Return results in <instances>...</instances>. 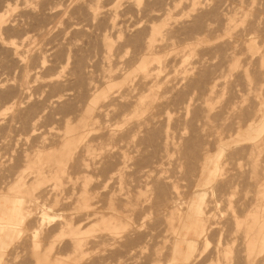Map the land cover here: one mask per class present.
<instances>
[{"label": "rangeland", "instance_id": "374dc122", "mask_svg": "<svg viewBox=\"0 0 264 264\" xmlns=\"http://www.w3.org/2000/svg\"><path fill=\"white\" fill-rule=\"evenodd\" d=\"M1 1L11 5L16 2L7 16L15 18L16 27L3 31L4 37L24 31L33 35L36 26L31 19L38 6L60 3L63 14L51 17L45 14L37 20L39 26L52 27L51 34L36 43L37 47L44 44L54 47L51 54H44L47 62L39 75L53 77L59 67L66 64L65 58H70L57 84L29 81L27 90L22 93L17 90L22 70L15 57L0 47V81L6 80L0 87V107L4 99H15L21 101L20 109H32L0 112V198L15 197L11 187L19 177L29 187L36 184L35 177L39 178L33 189L34 202H30L34 204L26 203L22 209L15 233L0 255V264H35L37 257L45 254L68 259L70 254L66 251H69L72 230L67 223L72 220L77 224L87 211L102 212L106 216L91 225L89 221L81 224L79 236L85 243L84 251L70 261L72 264H264V247L254 252L248 248L249 244L256 243L249 237L257 235L261 223L252 225L254 229L247 231L254 211L258 210L259 219L264 220V0H181L187 3L185 5L179 0H118L112 8V0H98L95 10H91L95 0ZM166 2L176 3L175 9L182 13L166 21L156 20L166 24L160 26V30L166 31L161 30L157 36L167 47L161 44L159 51L156 49L162 63H168L165 71L160 72L164 75L160 76L161 81L149 89L151 92L141 88V100L138 104L136 100L134 108L124 117L102 114L96 119L95 130L99 132H94L98 136L91 133L90 137L78 141L72 151L78 161L74 154L62 162L48 161L49 153L51 158L58 154L65 124L73 121L70 118L88 94L85 85L99 84L107 68L112 74L128 64L132 79L139 78L133 60L147 36L145 18H150L149 13L159 17L157 14L164 10L161 7L169 6ZM235 6H240L244 14L234 28L222 34L221 17L232 14ZM159 9L163 10L159 12ZM112 22L117 23L111 27ZM245 30L253 35L257 46L255 54L249 55L242 47ZM179 42H186V46ZM173 43L176 44L172 46ZM178 46H183L182 65L174 66L175 70L168 74L170 62L174 65L171 48ZM23 58L30 66L36 64V57L26 55ZM212 77L217 80L208 93L206 89ZM123 91L122 85L120 92ZM58 96L62 99L53 103ZM260 114L263 132L257 137L262 136L258 146L246 145L254 139L240 141L235 138L236 131L246 124L259 123L261 117L256 115ZM20 115L27 118V123L30 117L36 116L30 121L36 123L35 129L32 126L31 130ZM145 121H148L146 126ZM141 122L144 126L130 136L127 132L131 126ZM165 131L170 133L172 143L164 149L162 135ZM35 132L37 134L33 135ZM52 134L58 135L55 144L52 142L55 137L51 141ZM92 136L95 139L89 143L91 155L78 156L80 146ZM42 140L47 145H42L45 144ZM244 145L248 147L243 149ZM43 152L47 156L42 157L41 162ZM202 155H209L208 162L216 158V166H209V172L201 170ZM49 165H59L60 177L54 179L44 172ZM62 167L66 171H61ZM38 168L45 174L37 175ZM157 172L166 178L161 183L162 186L165 183L166 191L173 187L180 193L175 203L180 206L178 209L162 210L166 191L159 192L161 190L155 187L159 184L154 182L134 193L142 173ZM200 191H205L203 201L207 212L199 214L206 218L201 236L191 234L193 244H172L173 239L183 233V224L176 213L185 214L188 192L197 199ZM184 196H187L185 200ZM181 201L185 202L184 206ZM108 215L113 219L110 229L105 224ZM115 216L120 220L116 221ZM258 243L263 244V237ZM178 251L188 252V255H178Z\"/></svg>", "mask_w": 264, "mask_h": 264}, {"label": "bare ground", "instance_id": "6f19581e", "mask_svg": "<svg viewBox=\"0 0 264 264\" xmlns=\"http://www.w3.org/2000/svg\"><path fill=\"white\" fill-rule=\"evenodd\" d=\"M44 1L47 2L46 0H44ZM97 1L98 0H95L94 5L92 4L93 7L92 6L91 7L93 9H91V10H95L96 7H98L99 4H97ZM117 1L118 0H112L110 2L111 3V8H112V6H114L117 3ZM2 2L3 1H1V3ZM74 2H75V0H74ZM89 2H91V1H89ZM129 2H131V1H129ZM167 2L169 3V1H167ZM167 2H166V4H168ZM178 2H181V3L183 2L184 5L187 4V3H185L184 1H181V0H179ZM71 3H72V1H71ZM85 3H84V8L87 9V7H85L86 6ZM181 3H180V5H181ZM43 4L44 3H42V5H40V6H38L39 8L37 7L38 9L35 10V12L33 14V17L31 19L32 23H35V26H36V29H34L36 31H33L34 32L33 35L29 34L28 31H24L21 34L11 35L13 37H4L2 32L3 31L14 30L15 27H16L15 18H13V19H8L7 18L8 14L15 8L16 2H14L13 5H11V3H9V2H4V3H2L0 5V47H2L6 51H8L13 57H15L18 66L22 70V74H21V77H20L21 81H20V83L17 86V90L19 92H22V93H24L27 90V88L29 86L28 85L29 81H36V82L43 83V84H47L49 82H54L55 84H57V82H59L58 77L61 74L62 68L64 69V66L67 64L68 59L70 58V56L68 57L66 55L67 56L65 58V63L66 64L65 65L63 64L64 65L63 67L60 66L59 67L60 69L57 70V73L53 77H44L42 75H39V72H40L39 70L42 69L45 66V62H47V59H45L44 54L45 53L46 54L47 53L51 54L53 52V50H54V47L53 46H49L48 47V46H46V44L39 45L37 47V44H39V42L43 41L44 39L46 40L47 39L46 37H48L51 34V31H52V27L49 26V25L45 24L44 26H39L37 24V20H41L43 18V15H45V14H46V16L49 15L50 17L53 16V15L56 16V15L63 14V9H64L63 7H62L63 9L60 8V6H61L60 3H52V4L45 3L44 5ZM77 4H78V2H77ZM80 4H81V2H80ZM130 4H132V2ZM192 5H193V2H192ZM105 6H107V5H105ZM163 6H164V4H163ZM175 7H176V3H172L171 5H169L166 8L161 7L164 10L163 9H159V12H160V10L161 11L163 10L162 13H159L160 15L157 14L159 17L156 18L155 16H153V15H151L149 13V15H150L149 17L150 18L148 20H146V18H145V21H147V24H146L147 32H146V29H145V32L147 33V36L146 37L144 36L145 39L143 38L144 41H142L143 43H141L139 51L137 52V54H136V56L134 57V60H133L134 61L133 64L134 65L136 64V68H138L137 71H139L138 74H137L139 76V78L137 80L132 79L133 76L131 75V72L129 71V69H130L129 67L130 66L128 64L127 67H121L118 70V72H115V73H112V74L108 73V72H110V69L107 68L105 73L102 75V79L99 81L100 83L99 84L97 83L98 85L97 84H93L92 82L88 83V84L86 83L87 85H85V86H87L86 89H88V94L86 93L87 96L82 101L81 106L75 111V113H73V116L70 118L71 120L73 119V121L71 123H66L65 124V134L63 135L61 141L59 142L60 145H59V149H58L59 150L58 154L55 155V157L51 158L52 154L50 155V153L47 151V153H49V156L47 157L48 161H54L55 162V160H56V161H61L62 162V159L68 158L69 156L71 158V154H74L75 155L74 157L76 158L77 155L75 153H72L76 143L78 141H81L83 138L87 137L88 135H89V137L91 136L90 134L93 133L94 130L96 129V119H98L102 114H104L105 116H109V114H111V115L113 114L112 116H114V117L115 116L124 117L127 114V112H129L130 108H134L136 100H137V104H138V101L141 100L142 97L139 98V96H140V91L139 90H141V88L142 89L143 88L146 89L145 91H150L151 92V90H149V89L152 88L153 86H155L157 83H159L161 81V79H162L161 77H163L164 75H163V73H162V75H160V72L165 71L164 68L167 67L166 64H168V63L166 61V63L163 62V63H165V64H163L162 61H161L162 59L161 60L159 59L161 54L159 56L156 55V49H158V48L160 49V47H162V46H160L162 43L159 42V38L157 36L160 35L161 34V30H163V28L160 30V26L166 25L165 22L162 23V21H166V20H168L170 18H173L174 15L182 13V10L178 11L177 9H175ZM108 9H110V8H108ZM179 9H181V7H179ZM240 9H241L240 6H235V8H233L234 11H233L232 14H227V15L223 14V17H221L222 18V20H221L222 34L227 32L228 30L234 28L235 25H237L239 23V21L241 20V15L244 14V13H242L240 11ZM106 10H107V8H106ZM175 10L178 11V12H176V13L172 12V11H175ZM86 11H88V10H86ZM107 11H109V10H107ZM110 11H112V9ZM153 11H155V10H153ZM104 13L106 14V12H104ZM108 13L109 12H107V14ZM91 14L93 16L95 15L94 12H91ZM87 15H88V13H87ZM109 15L108 16L104 15V16L109 17ZM154 15H155V13H154ZM39 16H41V17H39ZM101 17H103V15ZM97 18H98V16H97ZM156 20H162V21L160 23H157ZM117 22H112L111 23V27L115 26L116 25L115 23H117ZM49 24L51 25V23H49ZM53 24H56V22L53 23ZM169 24H170V21H169ZM108 25H109V23H108ZM76 28H79V27H76ZM115 28H112V29L114 30ZM168 29H170V28H168ZM168 29H167V32H168ZM106 30H108V29H106ZM163 31L165 32L166 30L164 29ZM164 32L162 34H166ZM34 35L36 36V38L34 37ZM218 36L219 35L216 34L215 38H217ZM244 36L245 37L243 38V41H242L243 49L249 55L257 53V52H255L256 49H257V46H256V44H254L253 35L251 34V31L250 30H245L244 31ZM161 37H162V35H161ZM104 38H105V36H104ZM165 39H167V38H165ZM103 41L108 45V41L106 39H104ZM164 42H165V40H164ZM168 43H169V40H168ZM179 43H182L184 45V47L186 46V44H184L186 42H179ZM175 44L176 43H173L172 46H174ZM166 45L168 46L167 43H166ZM178 45L180 46L181 44H178ZM179 46H178V48H179ZM165 47L166 46H164V48ZM181 48H179L180 50L179 49L177 50L174 47L171 48L172 51H173V56H172L173 59H172V61L174 62V65H172L171 62L169 61L170 65L168 67L171 68V69L167 70L169 72L168 74H170L171 71L175 70L174 66L181 67L182 62H183V60H182V52L183 51H182ZM159 49H158V51H159ZM26 55L31 56V57H36V64L30 66L28 64V62L23 60V59H25L23 57L24 56L26 57ZM262 55H263V53L260 54V59L262 58ZM131 63H132V61L130 62V64ZM162 69H164V70H162ZM167 71H166V73H167ZM166 73H164V74H166ZM166 78H167V76H166ZM164 80H166V79H164ZM216 80H217L216 77H212L211 78L210 86L206 89L208 93H211L213 86L216 84ZM133 81H135V82H133ZM162 82H161V84L164 83V82L163 83ZM4 84H6V80H1L0 81V87L2 88ZM11 85L12 84H10L9 86H11ZM122 85H123L124 91L121 93L120 92V87ZM115 86H117V88L112 89ZM61 99H62V97L58 96L57 98L53 99L52 102L53 103H57ZM52 102H51V104H52ZM20 103H21V101L17 102L15 99H4L2 101L3 105H2V107H0V112L1 111H12L13 112L15 110L16 111L28 110V112H29L30 110H32V109H29V108L25 109V110H23L24 108L20 109V107H19ZM47 103H48L47 105H49V102H47ZM22 115L19 116L21 119L23 118ZM256 117H258V118L261 117L260 118L261 121H259V123L255 122V121H252L250 124L249 123L246 124L242 129L237 130L236 134H235V138H237L240 141L245 140V139H254V141L252 143L246 144V145H251L252 147L258 146L259 141L262 138V136L259 137V138H257V137H258V135H260L263 132V123H262L263 122L262 121L263 117L261 116V114L258 115V116L256 115ZM24 118H23V120H24ZM34 118L30 117V119L29 118L28 119L30 121H32ZM63 118H62V120L60 119L61 123L63 121ZM26 119L27 118H25V120ZM68 119H69V117H68ZM25 120H24V122H26L27 125L29 124L28 127H30L31 130H32V126L33 125H35V127H36V123L33 124V123H30V121L27 123V120L26 121ZM143 122H141V124H139V123L133 124L131 126L130 130L127 133H129L130 136H134L135 135L134 132L139 131L141 126H144V125L146 126V123L148 121H145L144 125H142ZM241 125H243V123H241ZM33 129H35L34 126H33ZM96 131L97 130H95V132ZM95 132H94V134L97 135V133H95ZM97 132H99V131H97ZM231 132H232V129H231ZM48 133H50V132H48ZM54 133L55 132H53V134ZM35 134H37V133L35 132L33 135H35ZM53 134H52L53 139H51V141L54 140V137H55V140L52 141L55 144V141H56V139H58L57 136L59 134L57 133L58 135H56V136H53ZM108 134L111 136L110 133H108ZM49 135H51V134H49ZM230 135L228 134L227 136H230ZM97 136H95L96 139L99 138ZM106 136H107V134H106ZM92 137L93 138H91L90 140L85 141V143L82 144V147L80 146L81 153H77L76 152L77 150H75V152L78 154V156H79V154H80V157L83 154L84 155H88V154L91 155L90 152L92 151V148H91L89 143H90V141L95 139L94 136H92ZM42 143H45V142H43V140H42ZM162 143H163V148L164 149L167 147L168 144L172 143V141L170 140V133H168V131L163 132ZM38 145L41 147L39 142H38ZM38 145H36V146H38ZM42 145H47V144L45 143V144H42ZM56 145H58V144H56ZM246 145H244L243 149H246L245 148ZM55 147L57 149V146H55ZM246 147H248V146H246ZM80 148L78 146V148H77L79 150L78 152H80ZM46 150L47 149H45V151ZM37 153H38V150H37ZM39 153H40V151H39ZM43 153H45V155L43 154L44 156H41L42 153L40 154V156H41L40 161L42 160V157L46 158V156H47L46 152H43ZM55 153H56V151H55ZM27 156H28V154H27ZM36 156H39V155H36ZM74 157H73L74 163L76 162L74 164V166L77 167L78 165H76V164H77V161H78L77 160L78 157L76 158L77 161H75ZM26 158L24 160H26ZM201 159H202V162H200V165H201V170H203V171L207 170L209 172V170H210L209 166H214V167L216 166V163H217L216 158H214L212 161L208 162L209 155H202ZM41 162H43V161H41ZM54 162H53V165H54ZM100 163H102V162H100ZM43 164L41 163L40 165H43ZM53 165L47 166L45 168L44 172L45 171L48 172L55 179L56 177H60V176H58V173H59L58 166L59 165L58 166L55 165L56 168ZM31 166H32V164H31ZM38 167H40V166H38ZM37 170H38V171H36L37 175L40 174V176H41V173H44L39 168ZM61 171H66V170H63V167H62ZM159 172L154 173V174L142 173L141 174L142 176L136 182V185L134 187V193H138L139 190L143 186H145L146 184H148L150 182L151 183L154 182L156 184H159L158 186L156 184H154V185H156L155 187H157V189H160V190L162 189L163 190L164 189L163 187H165L164 186L165 183H163L164 184L163 186L161 185V183L164 182L163 179H166V178H164L161 175V173H159ZM212 173H213V170L210 172V175H212ZM63 176L64 175H62V177ZM62 177L60 179H62ZM34 179H38L39 180L38 176L35 177ZM63 179H64V177H63ZM38 180H36V184L34 183L35 185L29 187V186H26L25 181L22 180L21 177H19L15 181L13 187H11L13 189V192H15V194H14L15 197H13V198H7V197L0 198V255L3 253L4 249L6 248L7 244L10 242V240L12 239V237H13V235L15 233L16 224L19 221L20 215H22V209L25 207V204L26 203H28L29 205L34 204V203L30 204V202H34L33 196H35V194L33 192V189H35V187H36V185L38 183ZM56 182L57 181H55V183ZM60 182H62V181H60ZM141 183H143V184L141 185ZM56 185H57V183H56ZM9 190H10V188H9ZM162 190L159 191V192H162ZM165 191H163V192L165 193ZM185 192H187V190ZM166 194H163L164 197L162 196L164 198L163 199L164 203L163 202L161 203V205L164 206V208L162 209L163 211H165V210L169 211L168 209H173V208L177 207V205H175L176 200L180 199L179 198V194L180 193L177 192L176 190H174L173 187H170V191L167 190ZM182 195H183V193H182ZM188 195H189V197H188L189 200L185 201L186 202V207H185V211H183V212H185V214L182 215L181 212H177L176 213L177 216H178V220L183 224V233H181L180 236L178 235L176 238H174L173 241H172V244H193V241L190 240V235L193 234V233H196V235H198V237H200L201 236V232L203 230V226H204L205 221H206V218L204 216L200 217V215H199L201 212H203L204 214L207 213L204 210V201H203L204 200V196H205V191L198 192L196 194L197 199L195 198V195L194 196L193 195L190 196V192L187 193V196ZM187 196L186 197L184 196L183 200H185V198H187ZM20 197H21L22 200L20 199ZM84 197H85V195H84ZM85 198L87 199V197H85ZM86 199H85V201H86ZM79 202L81 203L82 200H80ZM185 202L181 201L180 203H182V205H183V203H185ZM168 203H169V205H168ZM86 204H88V202ZM92 204H94V203H92ZM86 206H88V205H86ZM178 207H180V206H178ZM178 207L176 209H178ZM172 211L173 210H171V212ZM102 214H103L102 212L97 214V212L89 213L87 211L84 215H82L83 217L81 216V218H79V221H78L77 224H75V222L72 223V220L68 221L67 224L70 226V229L72 230L70 235H69L70 236L69 240H70L71 244H70V247H69V251H66V253L69 252V254H70V256L67 257L68 259H63L61 257L59 258V257L52 256V255L49 256V255L45 254L43 256L37 257V260H36L35 264H72L70 261L76 260V257L78 255L82 254L83 251H84L83 245L85 243L83 242L82 238L79 236L81 234V232H80V229L82 228L81 224L83 223V224L86 225V224H88V221H89L90 222L89 225H91L94 222H97L99 220H103V218H104V216H106V214L105 215L104 214L102 215ZM110 215H108V220L105 221V224L107 225V228L109 227V229H110V227H112L111 225H112V222H113V219H112L111 216H114V215H111V216ZM258 215H259V211L258 210L254 211V214L251 217V221L253 219V222L251 223V225L249 223V225L247 227L248 228L247 231L249 233L250 229H254L252 225L261 223V224H259L257 235L256 236H252L251 238L249 237L250 240L256 241V243L253 242V243L249 244V246H248V248H250L251 252H254V251L258 250L261 247H264V220L259 219ZM116 218H117V216H115V219ZM91 219H93V220H91ZM76 220H78V219H76ZM117 220H120V219L117 218L116 221ZM261 233H263V236H261ZM262 237H263V244H260L258 242L260 241V239ZM58 251H60V250H58ZM62 251H64V250H62ZM179 252L180 251H178V253H177L178 255H185V256L188 255V252H184L182 254L179 253ZM60 253H61V251H60ZM176 258H177V256L174 258V260Z\"/></svg>", "mask_w": 264, "mask_h": 264}]
</instances>
